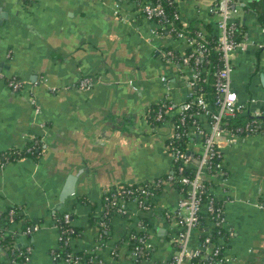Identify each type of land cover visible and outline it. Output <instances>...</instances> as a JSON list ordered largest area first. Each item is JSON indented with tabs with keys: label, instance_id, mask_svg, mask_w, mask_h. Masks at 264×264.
Segmentation results:
<instances>
[{
	"label": "crops",
	"instance_id": "crops-1",
	"mask_svg": "<svg viewBox=\"0 0 264 264\" xmlns=\"http://www.w3.org/2000/svg\"><path fill=\"white\" fill-rule=\"evenodd\" d=\"M213 2L180 0L183 22L204 29L213 20ZM235 9L247 44L233 55V89L254 112L264 107V0H235ZM156 30L139 0H0V69L29 84L27 91L15 92L0 79V152L37 139L42 145L37 159L27 156L0 167V210L22 206L30 220L41 223L30 236L23 234L21 243L31 244L32 251L22 264H57V221L65 213L77 232L72 250L98 246L100 228L91 219L105 210V192L171 172V127L152 125L148 114L164 100L178 109L191 91L186 82L192 71L164 56L168 49L182 52L184 42ZM83 78L92 84L80 88ZM200 121L206 125L208 117ZM223 141V174L214 179L212 193L226 201L227 224L237 231L228 242V264H264V132L236 141L224 134ZM72 178L75 192L62 202ZM181 197L166 187L146 214L130 203L132 216L112 217L110 238L96 255L109 264H138L125 255V245L145 216L153 244L150 264H166L178 230L170 210ZM203 235L195 232V245Z\"/></svg>",
	"mask_w": 264,
	"mask_h": 264
},
{
	"label": "built area",
	"instance_id": "built-area-1",
	"mask_svg": "<svg viewBox=\"0 0 264 264\" xmlns=\"http://www.w3.org/2000/svg\"><path fill=\"white\" fill-rule=\"evenodd\" d=\"M176 2V10L171 17L166 11L164 5L155 0L146 1L139 0V10L149 19L157 24L156 32L161 34H169L181 39L186 48L182 52H176L172 49L165 51L164 56L171 63H177L189 67L192 71L188 77L189 81L186 82L191 90L186 96L178 109L171 102L166 105V109L160 107L156 112V120L162 124H168L171 127L170 136L168 139H173V136H191L189 142V150H182L174 145L167 143V149L172 154L173 167L166 177L161 178L157 182H150V186L175 187L177 184L182 186V197L179 200L178 207L175 208L173 214L176 217V225L178 226L177 232L172 235V241L175 246V251L171 259L166 264H187L193 257L205 253L209 264H228L231 258L227 255L228 242L232 238L237 237V231L227 224L225 217V202L224 205L216 206L213 200L205 202L204 194L214 195L212 193L213 181L215 178L220 177L222 172V162L215 163L216 157H222V149L224 146L223 136L228 134L231 141H236L240 138L236 134H232L224 129V119L233 117L237 112L250 108L249 103L242 102L239 99L237 92L233 89L232 72H233V55L236 50L244 49L247 40L242 38L236 40L234 32L237 28V20L235 19V0H214L209 5V14L216 21V33L218 35V44L216 49L220 51L222 67L215 72V88H216V110H213L210 103H208L201 94H196L194 88L200 81H205L204 74L208 73L205 66L202 65V57L206 56L209 52L208 39L205 29L196 30L191 33L188 30V24L183 22V17L180 9V0H169ZM179 20L183 23L181 29L174 26V21ZM259 48H264V45H259ZM0 79L4 80L9 88L15 92H23L29 89V84L23 79L9 75L0 69ZM161 79L168 82L166 76ZM90 78H83L79 82V87L84 88L92 84ZM196 108V111L189 112ZM251 110V109H250ZM40 110L37 107L36 113ZM254 116L264 115V107L257 111H251ZM175 115L180 114V120L174 122L166 118V114ZM208 117L207 124L200 121V117ZM195 117L192 123L187 124V118ZM183 128V129H182ZM31 150V149H29ZM194 153L198 154L197 159ZM10 157L4 159L0 155V167L5 166L10 162ZM130 185V184H129ZM125 185L118 186L113 190L114 197L125 195H132L130 199L119 198L109 204L104 205L105 210L113 207L114 215L122 217H131L132 213L128 207L130 203L135 204L137 210L145 213L152 209L153 199L148 198L150 193L147 188L136 189L135 191L125 188ZM225 190V188H224ZM137 192V194H135ZM117 199V198H115ZM110 200V199H107ZM264 208V203L261 204ZM17 208V207H16ZM21 213L25 214L22 206L18 207ZM16 210L12 208L10 211V220L14 221V214ZM207 219L211 223L210 228L203 230L200 228L202 220ZM72 216L70 213L63 214L62 218L58 219L57 227L60 234L61 249L64 250V245H71L73 239L68 234L77 233L72 225ZM218 227V242H213L212 228ZM36 225L33 230L37 229ZM149 227L143 218H138L136 222V229L129 232L128 241L125 243L128 247V252L125 254L129 258H136L138 264L143 261L149 260L153 250V244L148 232ZM205 233V239L202 243H194L195 232ZM31 233V229L26 231ZM64 237H67L65 240ZM227 239V240H226ZM27 245L29 253L27 261L30 259L32 251L31 244ZM134 245L133 248L130 246ZM101 249V246H95L91 250H85L84 253L95 254V258L100 263H105L103 259L99 258L95 252ZM74 252V251H73ZM71 251L65 258L55 254L57 264H80L81 256L74 255ZM114 256H117L113 251ZM217 257V258H216ZM220 257V258H218ZM4 264H7L4 262Z\"/></svg>",
	"mask_w": 264,
	"mask_h": 264
},
{
	"label": "trees",
	"instance_id": "trees-1",
	"mask_svg": "<svg viewBox=\"0 0 264 264\" xmlns=\"http://www.w3.org/2000/svg\"><path fill=\"white\" fill-rule=\"evenodd\" d=\"M24 3H32L34 0H23ZM151 1V0H146ZM156 2H161L168 14L172 17L174 15V11L176 10L177 3L176 2H170L169 0H155ZM262 24L264 25V15L260 18ZM216 21L212 20L209 23L204 24V29L206 30V35L208 39V48L209 52L206 56L202 57V65L205 66L208 70L207 74H204L203 77L206 78L205 81H200L197 86L194 88L196 91V94H201L205 100L210 103L213 110H216L218 105L216 104V88L214 85L215 82V72L219 70L222 67V60H221V54L220 51L216 49V46L218 44V35L216 33V27H215ZM174 26L177 29H181L183 27V23L179 20L174 21ZM188 30L191 33H194L196 30H199L202 27H195L192 24L188 25ZM234 38L236 40H240L245 37L244 31L240 27L239 23L237 22V28L234 32ZM175 37V36H173ZM169 50V49H168ZM169 103V101L164 100L158 104H153L150 107V111L148 114V118L151 121L152 125H159L162 124V122H158L156 120V112L159 110L160 107H163L166 109V105ZM196 111V108L189 112ZM181 115L175 114L170 115L166 114L167 119H171L174 122H178L180 120ZM195 117L187 118L186 123H192ZM223 127L224 129L228 130L232 134H236L239 137H247L250 135H256L261 134L264 132V115L261 116H254L250 110V108H246L244 110H241L236 113L235 116L229 117L224 119ZM183 129V128H182ZM191 141V136H173V139H168V142L171 145L176 146L177 148H180L182 150H188L189 148V142ZM41 141L39 139L34 140L27 144L23 149L21 148H14L7 151H1L0 155L6 159L10 157V161L21 159L23 157H34L37 159L41 155ZM31 149V150H29ZM191 152V151H190ZM194 156H196L195 159H197L198 154L194 153ZM215 163L222 162V157L218 158L216 157L214 159ZM166 176H163L164 178ZM161 178L157 179L155 182L160 180ZM125 188H129L132 190L147 188L149 190L148 198L153 199L154 197L160 196L165 192L166 187L164 185L162 186H156L153 187L150 186V182L145 181L138 184H132V185H125ZM178 191L185 193L186 189L182 190V186L176 185L175 186ZM113 190H109L105 192L104 194V200L103 205L109 204L113 201L118 200L119 198H125L130 199L132 195H125V197L122 196H116L114 197ZM137 194V192L135 193ZM205 202H208L210 200H213L216 206L224 205V201L220 199L218 196L208 195L204 194ZM117 198V199H115ZM110 199V200H107ZM110 205V204H109ZM17 207V208H16ZM18 205L9 206L5 210H0V264H4V260L6 263L8 261L11 262V264H22L27 262V257L29 255L27 251V245L22 244V240L24 238L23 234H26V236H30L33 232V227L36 225L40 226L41 223L37 221L30 220L24 213H21L18 209ZM12 208H15L16 212L14 214V221L10 220V211ZM149 213V211H146L144 214ZM114 216L113 207L110 206V208L100 212L97 215H94L92 217V221L94 224L98 225L100 228L101 236L98 240V244L103 246L107 243V241L110 238L109 231L112 229V217ZM62 217H60L61 219ZM144 219L146 221V217L144 216ZM92 223V224H93ZM200 228L205 230H209L210 223L205 218L200 223ZM28 229H31V233H27L26 231ZM75 229V228H74ZM218 230L219 228H212V240L213 242L217 243L218 240ZM68 236L71 237V239L75 240V237L77 236L75 233L68 234ZM65 240L67 237H64ZM205 239V236L200 237V242L202 243ZM227 240V239H226ZM65 242L64 240L61 242L63 244ZM63 249H58L55 251V254L60 255V259L65 258L68 254L71 253L72 247L71 245H64ZM122 247V241L119 243L116 249V255L117 257L120 254V250ZM131 248L134 247V245L130 246ZM74 255L81 256V262L80 264H109V263H100L95 258V254L91 253H84V251H74ZM6 255V256H5ZM205 257L207 255L205 253H201V255L193 257L192 260L187 264H209V260H207ZM151 258V257H150ZM217 258V257H216ZM220 258V257H218ZM63 260V259H62Z\"/></svg>",
	"mask_w": 264,
	"mask_h": 264
},
{
	"label": "water",
	"instance_id": "water-1",
	"mask_svg": "<svg viewBox=\"0 0 264 264\" xmlns=\"http://www.w3.org/2000/svg\"><path fill=\"white\" fill-rule=\"evenodd\" d=\"M262 76V80H263V83H264V74H261ZM73 181H74V178H72L71 181H69V183L67 184V186L64 188L63 192H62V195H61V201L63 202L65 200V198L71 194H73L75 192V188L73 186ZM162 217V215H161ZM6 256V255H5ZM134 260H137L136 258H134ZM7 264H11L10 261H8ZM142 264H150V261L149 260H145L142 262Z\"/></svg>",
	"mask_w": 264,
	"mask_h": 264
}]
</instances>
